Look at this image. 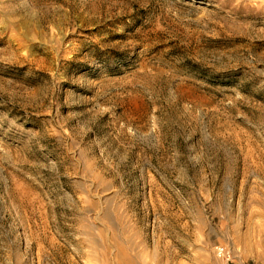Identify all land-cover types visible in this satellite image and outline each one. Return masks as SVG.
I'll return each instance as SVG.
<instances>
[{"label":"rangeland","instance_id":"1","mask_svg":"<svg viewBox=\"0 0 264 264\" xmlns=\"http://www.w3.org/2000/svg\"><path fill=\"white\" fill-rule=\"evenodd\" d=\"M261 215L264 0H0V264H217Z\"/></svg>","mask_w":264,"mask_h":264},{"label":"crops","instance_id":"2","mask_svg":"<svg viewBox=\"0 0 264 264\" xmlns=\"http://www.w3.org/2000/svg\"><path fill=\"white\" fill-rule=\"evenodd\" d=\"M264 219V215H261ZM247 232L246 243L233 244V257L238 263L264 264V221ZM255 233V234H254ZM73 264H76L73 262ZM217 264H229L222 261Z\"/></svg>","mask_w":264,"mask_h":264},{"label":"built area","instance_id":"3","mask_svg":"<svg viewBox=\"0 0 264 264\" xmlns=\"http://www.w3.org/2000/svg\"><path fill=\"white\" fill-rule=\"evenodd\" d=\"M216 255L217 257L223 259L225 262H228L229 264H248V263H238L234 260L233 255L231 251L224 246H220L216 249Z\"/></svg>","mask_w":264,"mask_h":264}]
</instances>
